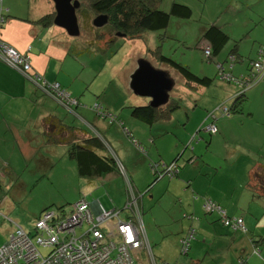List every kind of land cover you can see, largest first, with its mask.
<instances>
[{"label": "crops", "instance_id": "obj_1", "mask_svg": "<svg viewBox=\"0 0 264 264\" xmlns=\"http://www.w3.org/2000/svg\"><path fill=\"white\" fill-rule=\"evenodd\" d=\"M210 1H212L215 9L210 7ZM204 6L205 11L201 17L204 25L198 29L196 33V38H198L197 42H199L197 49L202 48L201 39L205 31L210 26H219L233 40L238 41L240 45L237 55L238 60L234 64L232 71L229 69V66H227L225 69L227 74L232 72L231 74L235 78L248 75L250 73V61L257 60L256 58H258L260 50L264 48V0H205ZM0 14L5 18L4 23L0 25V42L13 48L21 56L27 57L31 64V75L38 76L41 80L50 84L60 85L77 102L72 111L66 110L62 105L56 102V100L51 98V96L45 94L39 88L38 84L29 80L0 59V183L13 180L16 184L26 185L27 182H37L43 179L52 180L54 176L52 173L49 174V170L52 168L55 169L57 166V162L53 161V159L59 160L60 156H65V154L68 156L71 142L78 143L79 141L96 139L97 144H100L101 140L104 142L105 146L108 147L105 150H111L113 153L115 148L118 149V155L113 154V156L117 159L118 163L124 167L126 172L125 175L131 182V191L134 192V194L131 193L129 188H127V201L125 202V207L127 203L133 199H140L141 196L135 184L139 183L137 178L140 172L151 170V161L147 159V156L151 157L154 156L155 153H158L160 157H162L165 150L161 144L158 146L157 139L152 133L136 131L137 129L141 131V129L136 126L131 119L130 113L134 107L149 106L152 102L149 98L137 95L133 90L132 78L134 75L132 76V74L136 73V71L132 73L133 71L130 70V75H126L124 78L120 74V103L122 104L121 108L123 111L119 113V116L116 118L109 113L107 108L108 105L103 100L98 89L96 91L95 83H92V81L80 80V76L82 72L85 71V68L75 66V64H73L72 55L79 59L81 52H85V50L86 53L88 52L87 50L89 49L83 46L88 44L81 42L78 39L80 36L72 37L64 28L55 25L56 8L53 0H0ZM51 15H53L52 24L44 25L41 23L43 18ZM235 20L237 21L234 22ZM239 20H243L244 22L240 27L237 26ZM143 38L144 35L142 38L134 41L121 38V40H124L123 43L133 44V49L127 53V57L130 58L138 52L141 56H139L137 68H139L140 62H148L155 70L165 73L173 82L174 90L176 88V81L171 78L170 73H178L171 68H167L166 70L156 69L151 62L152 58L156 63L159 62L153 54L155 49L152 43L148 40L146 41L147 43L144 42ZM232 46L233 44L228 45L216 59L217 74L219 72L217 64H222L227 60ZM248 48L251 49L250 56H247L246 53V49ZM77 49H79L78 53H76ZM133 51H135V53L130 56L129 54ZM142 56L145 57L141 58ZM207 61L209 62V60ZM182 64L191 68V70L196 73L190 65L185 63ZM196 74L198 76L200 75V77L209 79L214 76L213 71L208 70H203L201 74ZM179 77L180 82L183 83V88L178 90L175 95L172 94L174 96L170 95L173 90L169 94V102L178 100L180 103V109L173 115L183 109L179 99L184 96L187 98L189 107L198 103L197 106H199V110L203 111L204 108L208 109L207 115L200 118V121L204 119L201 125L202 130L214 124L218 127V133L211 136L216 137V140L221 138L227 140L230 132H228V128L224 126L225 120H222L226 118L222 114L216 115L219 108L216 110L213 109L217 101L221 100V97L212 93V91L215 90L190 87L180 75ZM261 84H264V77L256 87L250 89L251 93L249 96L248 93L250 90L247 92L246 102L252 104L254 100L259 99L260 94H262V101H264V86H260ZM222 88L223 87L220 86L215 89ZM236 93L237 88L229 84L222 98L233 103ZM199 94L200 97L198 100L195 95ZM141 98H144L146 102L137 100ZM224 106L228 107L226 104ZM193 111L196 112L197 110ZM212 114H215V120L211 118ZM252 117H254V113L251 112L248 119ZM48 118H51V122H54L52 126L48 125ZM117 120L122 122L121 125L119 124L122 130L116 126L114 128L118 132H110V127L115 126L111 124L115 123ZM108 121L111 124H107ZM231 121H238L241 125H244L245 117H240ZM122 126L125 129L128 128V130H123ZM220 133L221 135L218 137ZM56 139L60 140L61 143H55ZM121 139L122 141H120ZM237 139L241 142L243 141L241 138ZM129 141L130 143H135L142 153L146 155L145 157L137 155L136 158L138 161H136L135 164H131L124 155L126 148L123 146ZM176 142L180 143L175 146V152L177 153L182 150V147L188 145L183 143L182 138H179ZM110 146L114 147V149L110 148ZM146 149H148V154L145 151ZM253 152H257V156H254ZM103 153L109 155L108 152L104 151ZM190 155L191 154H189V156ZM184 156H186V154ZM242 156L247 159L242 164L243 168L246 170L247 176L244 182L245 187L243 192L235 191L232 186H230V189H227L222 184L216 189L213 188L212 185L206 186V183L200 182L196 184L197 180L193 176V172H191L192 168L190 166H184L182 172V168L179 167L181 171V173L179 171V177L182 178V181L178 177V181L174 183L182 187L191 188L187 192H181L179 199L180 206L177 208L179 213L186 214L183 219L189 221V223L185 222L179 226L181 227V237L196 228L202 232V235L199 237V231L195 230L197 238L192 241L189 255L184 256L181 254L182 258L188 260L191 252L193 253L192 255L197 256L196 250L207 249L208 253L205 257V261L207 257L210 256L211 258L208 261L209 264H236L239 260H241L242 263H246L247 259H245V257H250V249H254L257 254H264V198H253V194L249 190L250 175L256 168L264 166V147L249 150L248 155ZM242 156L239 157L237 162L240 158L242 159ZM178 158H181L180 154H178ZM70 159L74 161L71 157ZM156 161L158 162H152L158 165H166L172 162H167L164 159L163 161ZM194 166V170H197V168L199 169L197 163L196 165L194 164ZM31 167L37 169L36 172L31 174L34 180L25 181L24 176H22L25 172H23L22 168ZM1 169L5 171L3 172ZM199 172H201L200 169ZM78 176L80 177L79 173ZM120 176L123 175L120 174ZM63 177H65V174ZM102 178L104 177L101 176L99 179ZM82 179L91 181L93 178L87 177ZM93 180L97 181V179ZM124 181L128 187L125 177ZM176 185L172 183L169 184V186L167 185V190L176 188ZM8 188L9 187H7V189ZM10 191L11 189L9 192ZM20 191L21 189L19 188L15 191V194H19ZM248 194L251 195V203L248 200L245 206L242 200L248 199ZM8 200V196H5L1 190L0 210L7 212L9 216H13L17 212V206H8ZM207 200L219 204L230 218H242L244 226L247 229V234L238 232L234 234L235 236H230L232 232L229 228L222 226L223 224H221L222 222L218 215H209L205 212L204 205ZM86 201L90 205H95V202L90 203L87 199ZM253 203H256L257 206H253ZM102 207L107 212L119 210L118 207L109 210L103 205ZM44 211L38 214L37 219ZM134 212H136L135 207ZM11 223V228L7 229V237H9V239L15 233L16 229L20 227L13 221H11ZM153 223L154 227H156V220L153 221ZM250 234L251 237H249ZM185 238L186 237L183 239ZM218 239H221V244H217ZM224 246L228 249H233L235 247L239 257H231L229 260H220L218 253L215 254L214 252H218L220 249H223ZM201 263L202 261L196 259L192 260L191 264Z\"/></svg>", "mask_w": 264, "mask_h": 264}, {"label": "rangeland", "instance_id": "obj_2", "mask_svg": "<svg viewBox=\"0 0 264 264\" xmlns=\"http://www.w3.org/2000/svg\"><path fill=\"white\" fill-rule=\"evenodd\" d=\"M174 4H181L189 7L192 10L191 19L183 20L172 17L169 27L165 31L146 32L143 41L146 42L148 40L152 43L155 52L157 51L159 54L169 57L178 63L190 65L196 73L201 74L203 70L213 71L214 76L213 78H210L213 80L212 86L208 89L215 90L212 91V93L221 97V100L217 101V104L213 109L216 110L221 107L223 108L225 104L229 108H232L233 103L222 98L224 97L225 89L229 84L218 81L216 61L208 62L204 57L203 50L201 48L197 49L199 42H197L198 38H196V33L198 32V29L204 25L201 17L205 11V0H164L160 6V10L170 13ZM209 5L211 8L215 9L212 1H210ZM236 21L237 20L234 22ZM242 22L243 20H239L237 26H242L244 24V22ZM78 39L88 45L92 44L91 46L83 45L89 49L87 50L89 53H86V50L85 52H81L79 59L72 55L74 61L73 64L85 68V71L82 72L80 76V80H87L95 83L96 91L98 89L103 100L107 103L109 113L117 118L119 113H122L123 111L121 108L122 104L120 103V74L124 78V76L130 75V70L133 71L132 73L137 71L138 59L141 55L138 52L135 53V51H133L129 55L131 56L133 53L135 54L130 58L127 57V53L133 49V44L123 43L124 40H121V38L107 48L106 45H108L107 42L109 41V35L107 33L101 37L103 41H97L93 32L91 33V36L89 33H81ZM230 44H233L234 46V42ZM116 50L117 52L113 55ZM78 51L79 49L76 50V53H78ZM246 53L247 56H250L251 49H246ZM144 57L145 56H142L141 58ZM151 62L156 69H170V67L165 64L160 62L156 63L153 58ZM134 74H132V76ZM170 76L176 81V88L170 94L171 96H174L178 90L183 88V83L180 82L178 74L173 72L170 73ZM262 85L264 86V84H261L260 86ZM220 86L223 88L215 89ZM250 93L251 90L249 91L248 96ZM195 97L199 100L200 94L195 95ZM137 100L146 102L144 98ZM179 100L181 101L183 109L173 115L169 121L158 122L152 127L135 118L131 111V119L134 124L141 129V131L138 129L136 131L152 133L157 139L158 146L161 144L165 150L162 157H160L158 153H155L154 156H147V159L151 162H158L156 160L163 161V159L167 162H171L178 157V154L182 155L184 153L186 156L183 155L179 159V167L182 168L181 171L183 172L184 166H190L192 168L191 172H193V176L197 180L196 184H199L200 182L206 183V186L212 185L215 189L222 184L227 189H230V186H232L235 191L243 192L245 187L244 182L247 179V176L246 170L243 168L242 164L247 159L242 155H248L249 150L264 147V101H262V94H260L259 99L254 100L252 104L245 101L242 107L243 115L237 114L222 119L225 120L224 126L228 128V132H230L227 140L224 138L216 140V137L211 136L204 129L202 130L201 125L204 119L200 121V118L207 115L208 109L204 108L203 111L199 110V106H197L198 103L189 107L187 98L184 96ZM193 110L197 111L194 112ZM251 112L254 113V117L248 119ZM220 114V111L216 112L217 116ZM240 117H245L244 125H241L238 121H231ZM109 123L110 122L108 121L107 124ZM121 123L120 120H117L113 124L110 123L111 125H115L110 127V132H118L114 127L117 126V128H121ZM124 129L125 128L123 127V130ZM125 130H128V128ZM220 135L221 133L218 134V137ZM179 138H182L183 143L186 144L194 141L189 148L182 147V150L177 153L175 152V146L180 144L176 142ZM237 138H241L243 141L241 142ZM120 141H122V139ZM123 147L126 148L124 155L131 164H135L136 161H138L136 158L137 155L143 157L146 156L142 153L140 148L135 145V143H130V141ZM110 148L114 149L112 146H110ZM192 149L195 152H192ZM114 150L113 153L111 150H105V152H108L109 155H118V149L115 148ZM145 151L148 154V149ZM189 154L191 155L189 156ZM253 155L257 156V152H253ZM241 156L242 159L240 158L237 162ZM191 159H194L195 163L192 164L190 162ZM53 161L57 162V166L55 169L52 168L49 170V174L52 173L54 176L52 180L43 179L37 182H27L26 185L16 184L13 180L0 183V191L2 190V193L5 196H8L9 199L7 205L17 206V212L13 216H9L7 215V212L0 210V248L5 245L9 239V237H7V229L11 228V221L24 228V230L31 231L33 230V225L37 221L38 214L42 211H58L59 209H63L71 212L73 205L81 200L87 199L90 203L100 202L101 205L105 206L108 210L118 207L119 210L117 211H121V221H126L127 217L132 216V212L124 210L125 202L127 201V185L123 176L112 175L105 180L97 179V181H87L78 176V166L75 161H71L69 155H61L59 160L53 159ZM196 163L201 172H199L198 168L197 170L193 169L195 167L194 164ZM22 169L23 172H25L22 175L24 176L25 181L34 180L31 174L36 172L37 169L32 167ZM1 171L4 172L5 170L1 169ZM64 174L65 177H63ZM168 177L166 179H161L159 183L155 184L141 201L143 224L152 246L153 255L157 259L158 264H191L192 260L196 259L202 261L201 264H209L208 261L211 258L210 256H208L205 261V257L208 253L207 249L196 250L197 256L192 255L193 253L191 252L188 260L181 256L182 241L187 234L184 236L182 235L181 237V227L179 226L185 222L189 223V221L183 219L186 214L179 213L177 208L180 206L179 199L181 192H187L191 188L176 185L177 183L174 182H177L178 178L170 180ZM137 180H139V183L135 184L139 191L137 192L140 193L139 195L145 194L146 190L154 181L152 169H149L147 172H140ZM180 180L182 181V178H180ZM171 183L176 185V188L167 190V187ZM253 183L255 187L257 186L256 191L262 194L264 184H262L259 179H255ZM7 187L9 188L7 189ZM19 188L21 189L20 193L15 194V191ZM10 189L11 191L9 192ZM250 196L251 195L248 194V199L242 200L245 206L248 200L251 203ZM252 205L257 206L256 203H253ZM155 220L157 222L156 227L153 225V221ZM229 229L232 232L230 236H235L234 234L238 232L247 234V232L235 231L232 228ZM195 230L199 231L198 236L200 237L202 232L197 228ZM249 237H251V234ZM196 238L197 233L194 240H196ZM217 244H221V239H218ZM42 252L44 254L48 253L47 250H43ZM214 253H218L220 260H229L231 257H239L235 247L233 249H228L224 246L223 249ZM250 254L249 258L245 257V259H247L246 263H242V261L239 260L236 264H264V254H257L254 249H250ZM137 264H139V262H137ZM140 264H149L145 255L141 256Z\"/></svg>", "mask_w": 264, "mask_h": 264}, {"label": "built area", "instance_id": "obj_3", "mask_svg": "<svg viewBox=\"0 0 264 264\" xmlns=\"http://www.w3.org/2000/svg\"><path fill=\"white\" fill-rule=\"evenodd\" d=\"M4 21L5 18L0 14V25ZM206 56H210L209 50L206 51ZM0 59L38 84L45 94L66 110L72 111L76 106L74 98L60 85L50 84L38 76L31 75V64L27 57L21 56L2 42ZM253 65L255 73L251 77H241L242 80L238 81L240 87L246 90L259 84L264 77V48L260 50L258 61ZM224 79L226 76L222 80ZM220 109L218 111L223 116L230 117L231 110L228 107ZM211 118L215 120V114H212ZM204 130L210 135L218 133V127L214 124ZM120 167L127 180V188L131 191V182L125 175L124 167ZM161 171L162 174L165 171L163 177H171L174 171L179 172V168L163 165ZM131 193L134 194L133 191ZM124 210L132 212L131 219L121 221V211L107 212L100 202L90 205L86 200L73 205L69 213L55 210L44 212L33 225V230L26 231L20 227L16 229L7 244L0 248V264H140L143 255L149 264H158L142 224L140 199L128 202ZM204 210L209 215H218L225 227L247 232L243 219L230 218L219 204L207 200ZM195 236L196 231L191 230L183 239L182 255H189ZM43 250L48 253L44 254Z\"/></svg>", "mask_w": 264, "mask_h": 264}, {"label": "trees", "instance_id": "obj_4", "mask_svg": "<svg viewBox=\"0 0 264 264\" xmlns=\"http://www.w3.org/2000/svg\"><path fill=\"white\" fill-rule=\"evenodd\" d=\"M81 3V9L78 11V19L81 27V32L91 33L96 37L97 41H103L101 37L105 33L109 35V41L107 42V48H109L115 41L119 38H124L129 41H134L142 38L146 32H159L165 31L170 24L171 18H179L183 20H189L192 17V10L181 4H174L172 6L171 12L166 13L160 10L164 0H74ZM100 16L107 17V23L101 27L96 28L94 22L96 18ZM53 15L47 16L41 20L44 25L52 24ZM100 37V38H99ZM202 50L204 56L210 62H215L216 59L222 54L224 49L234 42L232 50L229 51L227 60L222 64H217L219 69L218 81L225 84H232L237 88V93L233 99L230 117L232 115H243L242 107L246 101L247 92L256 87L246 90L240 87L238 83L242 78H235L231 73L227 74L226 68L232 71L234 64L238 60L239 42L234 41L226 32H224L219 26H210L204 33L201 39ZM210 51V56H206V51ZM99 51V50H98ZM102 51V50H101ZM117 50L113 53V55ZM159 62L164 63L171 69L175 70L190 87L194 88H209L212 86L213 80L200 77L196 75L191 68L178 63L169 57H164L157 51L153 53ZM257 60L250 61V73L244 77H251L255 73L254 63ZM226 76V79L222 80ZM228 76L230 80H228ZM261 82V81H260ZM259 82V83H260ZM241 83V82H240ZM166 107V108H165ZM161 108H153L151 106L134 107L132 112L133 116L148 126L152 127L158 122L169 121L173 114L180 109V103L178 100L170 101L166 106ZM227 117V116H225ZM229 118V117H228ZM52 119L48 118V125H53ZM77 130V129H76ZM77 135V133H76ZM101 140L100 144H97L96 139L71 142L69 155L76 162L78 166V173L82 178H93L99 179L101 176L105 180L112 175H122L121 165L118 163L117 159L113 155H105L103 152L108 147L105 146L104 142ZM55 143H61L60 140L56 139ZM179 158H175L170 164L165 166H176L179 168ZM192 164L195 163L194 159L190 161ZM196 165V164H195ZM162 164L158 165L151 162V169L154 174V181L151 186L146 190L150 189L163 177L165 171L162 174ZM180 169V168H179ZM179 177V172L174 171V175L168 177V179L173 180ZM92 179V180H93ZM258 180L264 184V166L256 168L249 178V190L253 194V198H264V188L262 189V194L256 191L257 186H254L253 181ZM49 210H45L47 212ZM56 211V210H55ZM58 212L69 213V211L59 209ZM41 216V215H40ZM40 218V217H39ZM38 218V219H39ZM37 219V220H38ZM131 219V217H128ZM146 232V231H145ZM80 234V233H78ZM147 236V234H146ZM148 239V238H147ZM149 242V241H148ZM150 244V243H149ZM151 250L152 246L150 244ZM153 254V251H152ZM154 256V255H153ZM155 257V256H154ZM157 260V259H156ZM158 262V261H157ZM137 263V262H136Z\"/></svg>", "mask_w": 264, "mask_h": 264}, {"label": "water", "instance_id": "obj_5", "mask_svg": "<svg viewBox=\"0 0 264 264\" xmlns=\"http://www.w3.org/2000/svg\"><path fill=\"white\" fill-rule=\"evenodd\" d=\"M53 2L56 8L55 25L64 28L72 37L80 36L81 28L77 12L81 9V3L74 0H53ZM106 23L107 17L100 16L96 18L94 25L96 28H101ZM132 88L137 95L152 100L149 106L160 108L169 102V94L173 90L174 84L164 72L155 70L151 64L142 61L132 78ZM193 141L186 148H189ZM192 152H194L193 149ZM183 155L184 153L181 157ZM147 193L148 191L140 195V205Z\"/></svg>", "mask_w": 264, "mask_h": 264}]
</instances>
